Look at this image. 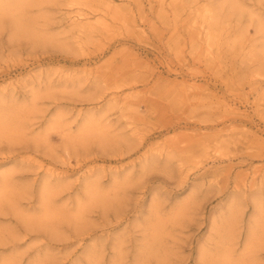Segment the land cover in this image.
I'll list each match as a JSON object with an SVG mask.
<instances>
[{"label": "rangeland", "instance_id": "obj_1", "mask_svg": "<svg viewBox=\"0 0 264 264\" xmlns=\"http://www.w3.org/2000/svg\"><path fill=\"white\" fill-rule=\"evenodd\" d=\"M0 264H264V0H0Z\"/></svg>", "mask_w": 264, "mask_h": 264}]
</instances>
